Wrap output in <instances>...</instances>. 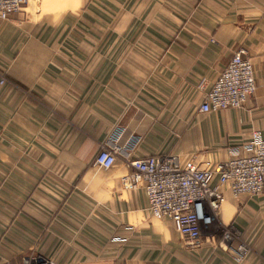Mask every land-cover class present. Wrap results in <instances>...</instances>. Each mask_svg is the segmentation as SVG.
Segmentation results:
<instances>
[{
  "label": "crops",
  "instance_id": "obj_1",
  "mask_svg": "<svg viewBox=\"0 0 264 264\" xmlns=\"http://www.w3.org/2000/svg\"><path fill=\"white\" fill-rule=\"evenodd\" d=\"M240 47L255 93L242 108L200 111L199 82ZM0 72V263L264 264V191L219 186L216 228L194 243L124 183L122 156L95 164L116 127L142 136L135 157L201 169L253 130L264 138V0H28L0 19ZM226 229L247 249L240 262Z\"/></svg>",
  "mask_w": 264,
  "mask_h": 264
},
{
  "label": "built area",
  "instance_id": "obj_2",
  "mask_svg": "<svg viewBox=\"0 0 264 264\" xmlns=\"http://www.w3.org/2000/svg\"><path fill=\"white\" fill-rule=\"evenodd\" d=\"M27 2L0 0V19L8 20L12 14L23 10ZM7 82L6 75L0 72V88ZM256 86L251 59L245 48H237L212 82H199L198 89L205 91L199 109L209 112L242 108L255 93ZM125 131L124 127L114 129L96 154L95 164L108 169L122 156L132 168L131 173L123 176L124 183L141 185L150 214L170 220L177 231L194 243L204 230L216 228L215 213L224 200L219 186H227L234 197L256 196L264 191V138L259 130H253L247 141L231 145L227 160L208 169L199 168L193 160L181 165L177 157L171 155L135 157L133 154L142 136L133 133L125 136ZM215 179L217 183L213 185ZM233 236L232 230H223L221 242L226 249L230 247L234 260L240 262L247 249L243 243L231 245ZM39 264L52 263L40 261Z\"/></svg>",
  "mask_w": 264,
  "mask_h": 264
},
{
  "label": "rangeland",
  "instance_id": "obj_3",
  "mask_svg": "<svg viewBox=\"0 0 264 264\" xmlns=\"http://www.w3.org/2000/svg\"><path fill=\"white\" fill-rule=\"evenodd\" d=\"M36 252V251H35ZM35 252L33 253V252H31V253H33V254H35ZM37 255V254H36ZM36 255H31V257H34V258H36L35 256ZM30 262H31V260H30ZM0 264H9L8 262H1Z\"/></svg>",
  "mask_w": 264,
  "mask_h": 264
}]
</instances>
